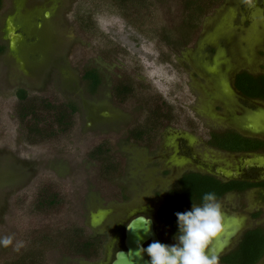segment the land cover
<instances>
[{
  "label": "rangeland",
  "instance_id": "1",
  "mask_svg": "<svg viewBox=\"0 0 264 264\" xmlns=\"http://www.w3.org/2000/svg\"><path fill=\"white\" fill-rule=\"evenodd\" d=\"M101 1L104 9L95 17L99 31L89 32L82 28L78 13L100 0H3L0 237L11 236L12 243L0 246V264L18 254L23 233L79 224L89 236L104 233L109 240L110 218L133 203L122 204L135 198L134 205L151 200L160 208L171 171L176 165L192 166L191 161L178 163L180 157L167 154L179 151L184 140L198 153L194 156L220 172H244L249 164L264 167V156L214 154L201 139L207 128L221 130L227 120L235 122L236 110L245 111L237 108L238 99L231 91L235 74L264 73V2L224 0L204 18L193 44L174 51L165 48L161 39L165 29L179 28L182 0H153L156 14L149 28L154 31L141 34L116 15L113 0ZM91 70L101 81L94 91L83 78ZM125 78L132 79L138 94L120 102L114 89ZM20 90L40 100L73 102L78 108L73 130L37 145L29 143L18 119ZM153 94L170 102L174 115L157 148L150 150L131 142L129 131L149 119L147 102ZM256 109L254 115L243 112L239 123L248 126L252 121L253 132L264 135V103ZM106 140L125 164V170L111 179L102 176L100 163L89 154ZM46 187L49 194L60 197L62 206L38 211L32 200ZM122 195L127 202L122 203ZM219 202L220 248L243 230L264 229V205L258 204L256 194H228ZM256 213L261 216L254 217ZM45 258L49 264H96L70 255L63 246L49 249ZM100 264H107V256Z\"/></svg>",
  "mask_w": 264,
  "mask_h": 264
},
{
  "label": "trees",
  "instance_id": "2",
  "mask_svg": "<svg viewBox=\"0 0 264 264\" xmlns=\"http://www.w3.org/2000/svg\"><path fill=\"white\" fill-rule=\"evenodd\" d=\"M184 15L178 29H165L161 44L174 51L190 47L195 36L202 27L204 18L208 16L215 6L221 5L224 0H182ZM102 2V3H100ZM93 3L92 7H84L78 13V20L82 28L89 32L99 31L96 16L104 9V1ZM117 11L116 15L126 20L127 24L138 33L153 32L149 28L152 19H155V2L153 0H113ZM84 5V4H83ZM3 0H0V10ZM111 13V12H110ZM114 13V14H115ZM151 21V22H150ZM176 32L180 38H176ZM4 50L0 46V52ZM83 78L87 86L94 91L100 85V77L96 71H86ZM236 87L245 96L251 99L264 100V76L253 77L240 73L236 77ZM145 91H150L143 86ZM135 83L130 78L120 80L114 89V98L120 102L128 97H137ZM18 119L22 123L27 140L33 145L50 138L70 133L76 123L77 106L73 102L62 99L49 100L30 97L25 91L18 92ZM141 101H143L141 99ZM150 106V107H149ZM147 107L151 115L145 122H139L129 131L131 142L142 147L154 150L157 148L162 131L165 126L173 122V106L154 94L149 98ZM42 112L44 114H42ZM108 140L97 145L90 151V158L100 163L102 176L107 179L116 178L125 170V164L117 157L112 144ZM208 144L216 149L225 151H254L264 150V143L244 138L236 133L213 134L208 137ZM48 187V186H47ZM43 188L33 197L32 204L38 211L48 212L61 205L58 195L49 194ZM232 183H222L215 178L199 174H186L163 199L158 211V219L165 225L168 233L174 238L177 232V212L191 209L192 205H200L203 194L215 193L218 201L226 193L239 191ZM31 204V205H32ZM48 230L35 229L32 233H23L20 238V249L16 256L4 264H49L45 253L56 246H63L64 250L73 256L82 257L88 261L99 260L103 255L105 237L89 236L86 229L79 224L63 225V227ZM264 256V229L257 227L248 230L242 236L236 249L223 256L222 264H257Z\"/></svg>",
  "mask_w": 264,
  "mask_h": 264
},
{
  "label": "flooded vegetation",
  "instance_id": "3",
  "mask_svg": "<svg viewBox=\"0 0 264 264\" xmlns=\"http://www.w3.org/2000/svg\"><path fill=\"white\" fill-rule=\"evenodd\" d=\"M255 1L256 0H251V3L253 5H256ZM261 2H264V0H261ZM240 73H246L253 77L264 76V73L256 74V73H253L247 70H241L237 72L234 76V82H233L234 91L232 89L231 91L238 99L237 108L238 109L242 108L245 111L241 112V109H240L239 110L240 112H239L238 110H236L235 115L232 117V119H234L235 122H233L232 120H227L225 123H222V125H225V126H223L221 130H212V129L207 128L206 130L208 131H203L205 133L203 137L201 136L202 137L201 139L208 147L214 150V154H227L228 156H231V155L264 156V150L234 152V151H225V150L216 149L208 144V137L211 138L213 134L220 135L224 132L236 133L244 138L256 140V141L264 143V137H263L264 135L263 134L260 135L256 132H253L252 121H251V124L248 126L242 125V124L240 125L239 123L240 115L243 112H249V113L253 112V115H254L257 112L256 108H257L258 103H261V104L264 103V100L248 98L240 90L237 89L236 77ZM217 106L219 107V105ZM236 113L238 114L236 115ZM250 120L251 119H249V121ZM167 154H171L170 157H174V156L180 157V159L176 161L178 163L181 161V163L183 164L184 162H186V160L192 162V166H190V168L184 169V167L181 168L176 165L175 166L176 168L174 169L175 171H171L169 175L166 174L169 176L168 181H170L169 191L179 183L180 179L184 175L193 173V174H199V175L215 178L216 180L222 183H226V184L232 183L237 188H240L239 191L237 190L230 191L226 193L225 196H227L228 194H239V195L244 194L245 195L249 193H254L256 194L258 198V204L264 205V167L252 166L249 164L247 165L248 168L245 169L244 172H240V173L235 172L232 174H228L226 172H220L218 171L216 166H213V164H208L206 163V161L202 160V158L194 156V154H198V153L192 149L191 144L187 143L186 140L179 142V151L171 152V153L167 152ZM162 160L164 159L162 158ZM168 192L162 196V202L165 196L168 194ZM122 198L124 200V202L122 203L127 202L128 198L126 195H122ZM134 199L135 198H132V200H129L127 203L122 204V205H129V203H133L131 206H127V209L125 211L117 212L116 214L115 212H113V214L115 215L112 214L113 217L110 218L109 220L111 225L109 224V231H107L111 236L109 240L104 233L97 234V236L101 235L105 237V243H104V250H103L102 257L99 260L92 261L93 263L100 264V261L104 260L107 256V264H111L116 259L117 254L119 252L127 253V248H126V233H127V228H128L127 226H129V224L133 220L139 219V218H143L145 221L148 220L152 222L153 229L161 243L168 244V245L173 244L172 240H174V238L168 233V230L165 227V225L158 219L159 208H156V205L154 204V202H152L151 200L149 201L143 200L140 202V204L134 205ZM253 216L256 218H259L261 214L256 213ZM248 230H252V229H248ZM248 230H243V232L240 233V235L236 239L230 242V244L225 245L224 247H221V248L218 245L219 244L218 240L222 239L221 237H219V239L218 237H216L211 241V243L214 245L213 251L218 256L219 264H222L220 259L223 256L228 255L229 253L233 252L236 249L242 236ZM232 239H233V236H232ZM151 242H152V239L148 241L146 245L144 246H147ZM215 242L217 243L216 247H215ZM108 243L110 244L112 243L110 249L108 248ZM263 259H264V256L262 257V259H260V261L257 264H259Z\"/></svg>",
  "mask_w": 264,
  "mask_h": 264
},
{
  "label": "clouds",
  "instance_id": "4",
  "mask_svg": "<svg viewBox=\"0 0 264 264\" xmlns=\"http://www.w3.org/2000/svg\"><path fill=\"white\" fill-rule=\"evenodd\" d=\"M201 200L200 205H192L188 211L175 213L176 243L168 245L153 241L136 252L146 254L148 264H218V256L209 245L223 231L221 204L212 192L203 194ZM147 225L148 220L145 231L148 230ZM11 243V236L0 237V246L6 247Z\"/></svg>",
  "mask_w": 264,
  "mask_h": 264
},
{
  "label": "water",
  "instance_id": "5",
  "mask_svg": "<svg viewBox=\"0 0 264 264\" xmlns=\"http://www.w3.org/2000/svg\"><path fill=\"white\" fill-rule=\"evenodd\" d=\"M48 16V14H47ZM127 228L126 233V248L127 253L119 252L116 259L111 264H148L149 257L146 254H138V248L146 247V243L152 239L159 241L151 221H148L147 231L144 230L146 221L143 218L133 220ZM160 242V241H159ZM161 243V242H160ZM163 244V243H162ZM215 242V247H216ZM209 248L213 251L214 245L211 243Z\"/></svg>",
  "mask_w": 264,
  "mask_h": 264
}]
</instances>
